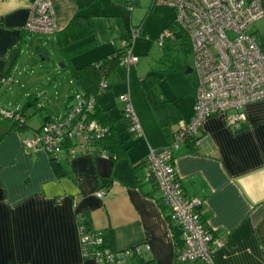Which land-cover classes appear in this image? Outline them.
Wrapping results in <instances>:
<instances>
[{
	"label": "crops",
	"instance_id": "1",
	"mask_svg": "<svg viewBox=\"0 0 264 264\" xmlns=\"http://www.w3.org/2000/svg\"><path fill=\"white\" fill-rule=\"evenodd\" d=\"M34 1L0 0V264H95L82 256L80 214L106 249L147 246L143 263L200 264L177 261L167 209L156 185L145 181L149 151L166 148L176 124L193 117L198 80L190 76L191 52L179 50L175 10L155 0H54L56 32L34 36L24 30ZM137 9L145 14L141 20ZM165 30L173 36L161 46L157 42L156 51L152 43ZM251 34L264 47V18ZM126 40L138 62L128 68L119 64L108 76L109 89L98 98L125 152L112 159L92 146V153L71 157V149L79 152L78 137L57 158L27 149L25 142L46 121L62 118L80 91L71 68L113 55ZM153 51L157 58L150 56ZM187 68L192 72L185 73ZM157 72L168 83L150 98L145 84ZM22 77H44L49 86L40 78L28 90ZM57 77H67L62 89L55 85ZM14 85L22 89V104L11 101ZM125 94L138 134L122 118ZM30 109L36 119L28 121ZM19 111L25 117L23 129L3 116ZM242 112L239 129L226 122L232 113L213 115L203 122L198 143L185 142L173 152L184 196L202 201L199 213L221 241L212 251L213 264H264V101L250 103ZM122 122L129 135L120 132L123 126L117 124Z\"/></svg>",
	"mask_w": 264,
	"mask_h": 264
},
{
	"label": "built area",
	"instance_id": "2",
	"mask_svg": "<svg viewBox=\"0 0 264 264\" xmlns=\"http://www.w3.org/2000/svg\"><path fill=\"white\" fill-rule=\"evenodd\" d=\"M53 1L35 0L30 5L24 26L26 33L46 36L56 32ZM135 1L126 0L131 4ZM155 3L175 10V26L189 40L191 67L198 83L193 117L176 124L166 148L149 151L145 181H152L156 185L170 224L180 230L182 248L178 251L177 261L213 264L212 251L221 247V241L212 236L199 213L202 201L184 196L174 168L173 152L188 140L195 139V144L198 143V132L207 118L232 113L226 117V122L237 130L245 120L243 108L250 103L264 101V47L251 34L252 26L264 18V6L260 0H155ZM137 35L134 33L132 39ZM172 36V30H165L158 39V45L161 46L164 40ZM130 47L131 41H124L120 64L127 68L138 62ZM100 85L106 86L103 81ZM122 100L130 132L140 133L128 94L123 95ZM95 102L93 96L76 94L67 113L58 120L44 123L25 142V147L35 153L57 158L70 140L80 137L82 142L79 152L71 149L69 155L74 157L78 153H92L89 147L93 146L94 139L101 137L104 128L94 121L84 123L82 118L93 110ZM3 116L9 120L19 117L11 112ZM97 153L108 157L104 150ZM102 195V192H98L96 197L101 198ZM79 233L83 258L93 259L95 264H134L132 260L141 257L144 250L149 249L145 246L114 251L104 248L97 235H86L81 229Z\"/></svg>",
	"mask_w": 264,
	"mask_h": 264
},
{
	"label": "trees",
	"instance_id": "3",
	"mask_svg": "<svg viewBox=\"0 0 264 264\" xmlns=\"http://www.w3.org/2000/svg\"><path fill=\"white\" fill-rule=\"evenodd\" d=\"M262 5H264V0H262ZM177 34L181 37L182 40V43L179 45V50L182 51L184 54L190 53L191 48L187 36L180 30L177 32ZM123 54L124 51L123 48H121L113 55L108 56L98 62L79 68L76 67L71 68V76L74 82L77 84L78 88L80 89L78 94H81L82 96H93L96 100L93 110L90 111L86 115V117H83L82 121L84 123L94 121L98 126L104 128L101 137L94 139L92 141V145L93 147H95L96 152L104 150L107 153L108 157L112 159L120 157L121 154H123L125 151L122 149L121 144L118 143V141L116 140L115 132L113 131V128L111 126L112 124L107 122L106 116L103 114L102 110L98 106V98L109 89V84L107 81L108 76L112 72H114L115 68L120 64V60ZM101 81H103L106 84L105 87H101L100 85ZM27 105H29L28 102L25 103V107ZM20 113L21 111L14 113L15 115L19 116L17 120H10V122L16 125L17 129H23L26 126L25 117ZM122 118L126 120V122H128V119L125 116L124 108L122 110ZM20 119H22V121H20ZM188 141L189 142L192 141L195 144V139ZM161 206L164 208L166 207L164 204H162ZM78 225H79V229H81V231L84 234L91 236L96 235L91 231L90 223L85 214H80L78 216ZM170 228L173 233L176 244L178 246L177 251H180V249L182 248L180 230L172 224H170ZM209 231L213 236L212 231L210 229ZM136 260H138L140 264L143 263L144 261L140 257L136 258Z\"/></svg>",
	"mask_w": 264,
	"mask_h": 264
},
{
	"label": "rangeland",
	"instance_id": "4",
	"mask_svg": "<svg viewBox=\"0 0 264 264\" xmlns=\"http://www.w3.org/2000/svg\"><path fill=\"white\" fill-rule=\"evenodd\" d=\"M138 11H139V13H138ZM136 19H139L140 17H144V12L142 11V9H141V12H140V10H136ZM145 12H147L146 10H145ZM144 14V15H143ZM141 18V19H142ZM141 19H139V20H141ZM152 22V25L154 26V29H155V27L157 28L158 27V23H157V21H155V20H153V21H151ZM151 38V37H150ZM157 39L152 43V45L154 46V48L156 49V51H158V46H157ZM155 55V56H154ZM151 57H153L154 56V58H157L158 56H159V53H157V52H155V51H153V53H151V55H150ZM61 65H63V64H59V67L61 66ZM69 73L67 72L66 73V75H68ZM194 76L195 77V79H197V76H196V74L195 73H192V74H190V76ZM23 78V84H24V88L25 89H28V90H31V89H34V88H36V81H38L40 78H42L43 79V84L44 85H47L46 86V88H48V86H49V80H48V82L47 81H45V78L44 77H22ZM33 78V80L30 82V83H26V81L28 80V79H32ZM149 80H150V82L151 83H146L145 84V88H146V94H147V96L148 97H153L154 96V94H153V90L154 89H164L165 87H164V85L166 86L167 85V78L166 77H159V74H158V72L157 73H155V74H151L149 77ZM157 78H158V80H157ZM67 79V77H57V81H56V83H55V85L58 87V89H59V87L62 89L63 87L61 86L62 84H63V82L65 81V80ZM148 80V79H147ZM153 81V82H152ZM42 82V81H41ZM32 87V88H31ZM34 87V88H33ZM149 87V88H148ZM53 88V85H52V87L50 88L49 87V89H50V93H51V95L54 97L55 95V93H56V91H54V89H52ZM73 89H75L76 90V88L75 87H73ZM24 90V89H23ZM13 93H14V97H13V99L11 98V101L12 102H14V101H16V100H18V101H20V103L22 104V97L20 96L21 94H22V89H21V87H18L17 85H14V87H13ZM55 99V98H54ZM4 100H6V98H4L3 99V101ZM28 114L30 115V117H29V119H28V121H31L32 119H36V117H35V115L34 116H31L32 114H33V110L32 109H30V111L28 112ZM117 126H123V128L121 129V133H125V134H127V135H129V133H128V130L127 129H125L126 127H125V124L122 122V123H118L117 124ZM125 127V128H124Z\"/></svg>",
	"mask_w": 264,
	"mask_h": 264
},
{
	"label": "water",
	"instance_id": "5",
	"mask_svg": "<svg viewBox=\"0 0 264 264\" xmlns=\"http://www.w3.org/2000/svg\"><path fill=\"white\" fill-rule=\"evenodd\" d=\"M191 72H192L191 68H187V70L185 71V73H191Z\"/></svg>",
	"mask_w": 264,
	"mask_h": 264
}]
</instances>
